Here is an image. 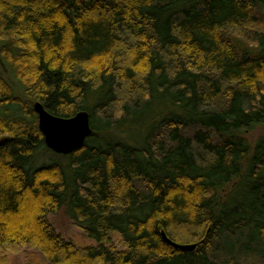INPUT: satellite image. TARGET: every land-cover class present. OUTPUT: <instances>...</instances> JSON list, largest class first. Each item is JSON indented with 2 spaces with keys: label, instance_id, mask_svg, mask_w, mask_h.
I'll list each match as a JSON object with an SVG mask.
<instances>
[{
  "label": "trees",
  "instance_id": "16d2710c",
  "mask_svg": "<svg viewBox=\"0 0 264 264\" xmlns=\"http://www.w3.org/2000/svg\"><path fill=\"white\" fill-rule=\"evenodd\" d=\"M0 69L17 81L0 79V248L264 264V134L247 138L264 126V0H0ZM35 102L89 114L62 164L34 166ZM60 209L95 245L56 233Z\"/></svg>",
  "mask_w": 264,
  "mask_h": 264
},
{
  "label": "rangeland",
  "instance_id": "374dc122",
  "mask_svg": "<svg viewBox=\"0 0 264 264\" xmlns=\"http://www.w3.org/2000/svg\"><path fill=\"white\" fill-rule=\"evenodd\" d=\"M0 79L6 82L17 84V81L11 78L10 74L0 69ZM11 85V84H10ZM15 92V91H14ZM261 134H264V126H260L255 129L251 134L247 136L249 143L253 144L255 139ZM46 147V146H45ZM35 167H41L43 165L50 164L52 162L64 163L65 160L62 156L56 155L53 152L40 148L34 160ZM49 223L55 228L56 233L60 234L65 240L72 241L78 247H87L95 245L93 240L89 239L83 230L76 226L72 220L67 216L63 209L57 211V213L48 216ZM113 241L116 243L119 249H122L119 238L113 235ZM0 264H48L44 257L39 252L33 249H19L18 247H5L0 248Z\"/></svg>",
  "mask_w": 264,
  "mask_h": 264
},
{
  "label": "water",
  "instance_id": "95a60500",
  "mask_svg": "<svg viewBox=\"0 0 264 264\" xmlns=\"http://www.w3.org/2000/svg\"><path fill=\"white\" fill-rule=\"evenodd\" d=\"M32 109L37 116L38 130L47 150L55 154L68 156L78 151L92 135V126L86 111H80L71 118H58L47 112L40 102L33 103ZM161 234L164 241L173 248L183 251L194 248V245L174 243L163 232Z\"/></svg>",
  "mask_w": 264,
  "mask_h": 264
}]
</instances>
